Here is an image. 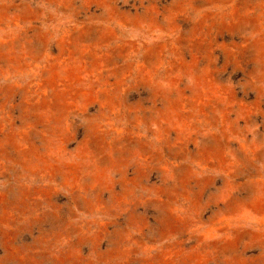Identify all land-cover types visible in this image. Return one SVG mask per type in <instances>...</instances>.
<instances>
[{
	"label": "rangeland",
	"instance_id": "rangeland-1",
	"mask_svg": "<svg viewBox=\"0 0 264 264\" xmlns=\"http://www.w3.org/2000/svg\"><path fill=\"white\" fill-rule=\"evenodd\" d=\"M0 264H264V0H0Z\"/></svg>",
	"mask_w": 264,
	"mask_h": 264
}]
</instances>
